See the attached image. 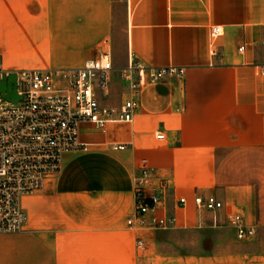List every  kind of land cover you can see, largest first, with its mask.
Masks as SVG:
<instances>
[{
	"label": "crops",
	"instance_id": "crops-1",
	"mask_svg": "<svg viewBox=\"0 0 264 264\" xmlns=\"http://www.w3.org/2000/svg\"><path fill=\"white\" fill-rule=\"evenodd\" d=\"M214 25L222 34L211 41ZM100 47L111 51L112 75L128 64L184 74L141 89L132 120L109 123L103 136L83 125L82 139L105 147L64 154L59 171L21 197L25 223L0 234V264H256L264 257L237 248L225 213L241 212L261 240L264 0H0L3 66L14 52L17 65L78 67ZM141 164L146 192L168 181L174 228L127 227ZM194 193L223 202L216 221L196 211Z\"/></svg>",
	"mask_w": 264,
	"mask_h": 264
},
{
	"label": "built area",
	"instance_id": "built-area-1",
	"mask_svg": "<svg viewBox=\"0 0 264 264\" xmlns=\"http://www.w3.org/2000/svg\"><path fill=\"white\" fill-rule=\"evenodd\" d=\"M222 34V28L210 29L211 41ZM240 45L238 50H243ZM214 50L211 55H215ZM114 66L109 48H98L82 65L70 68L6 69L0 62V234L20 231L25 212L20 201L23 195L40 190L48 175L59 171L64 154L85 152L90 143L81 137L83 125L89 124L101 133L112 122H130L138 106L141 89L156 84L167 76L181 77L184 67L131 65L118 69L124 83V99L117 107L103 102L107 97ZM258 74L264 76V65ZM14 75L13 81L9 76ZM13 84L18 100L8 98ZM158 131L156 137L163 138ZM115 151L128 147L124 143H109ZM150 167L141 164L134 181L132 212L127 227L142 230L168 229L177 224L174 213L167 212L168 181L161 180L150 192L144 189ZM197 212L207 211L213 221L224 204L215 195L194 193L191 197ZM187 204L185 196L176 198V208ZM226 223L239 241L250 240L255 226L235 210L225 213ZM138 250L145 247L136 237Z\"/></svg>",
	"mask_w": 264,
	"mask_h": 264
},
{
	"label": "rangeland",
	"instance_id": "rangeland-1",
	"mask_svg": "<svg viewBox=\"0 0 264 264\" xmlns=\"http://www.w3.org/2000/svg\"><path fill=\"white\" fill-rule=\"evenodd\" d=\"M3 56L8 59L7 63L4 65V68H6V69H21V68L42 67V66H23V65L14 64V60H15V57H16V53H14V52H10L9 54L7 52V54H5ZM0 62H1V58H0ZM116 70H117V73H114L112 75V77H111V84H110L108 95L103 100L104 103L109 104L112 107H117L121 103V101L124 99V90H125L124 89V83H123V81L121 80V78L119 76V71H118V69H116ZM120 123H122V122H120ZM96 131H98V130H96ZM98 133L100 134V137L103 136V134L101 132L98 131ZM101 140L102 139H98L95 142H89L90 145L88 147V150L85 151V152H78V153H86V152H89V151H92V150H95V149H98V148H101V147L102 148L105 147V146H103L104 144H102V143L99 144V142H101ZM137 176L138 175H136L134 177V180L137 178ZM166 205H167V203H166ZM167 212H169L168 211V206H167ZM257 239L258 238H257V236L255 234V236H253L251 238V240H248V241L247 240L246 241L236 240L237 241L236 245H238L237 248H241L243 250L244 249H257V250H259L258 252L261 253L262 256L264 257V231H262L261 240L257 241ZM252 242H255L256 244L252 245V246H249L248 244L252 243ZM227 245H229V244H227ZM255 261H256V264H264V258H259L258 257V258H256Z\"/></svg>",
	"mask_w": 264,
	"mask_h": 264
},
{
	"label": "water",
	"instance_id": "water-1",
	"mask_svg": "<svg viewBox=\"0 0 264 264\" xmlns=\"http://www.w3.org/2000/svg\"><path fill=\"white\" fill-rule=\"evenodd\" d=\"M14 78H15L14 75H10L8 79H9V81H13ZM10 85L13 86L12 83H10ZM7 97L10 98L11 101H16V100H18L19 97H18V95H16V93H15V88H14V86L11 87L10 92H9V94H8Z\"/></svg>",
	"mask_w": 264,
	"mask_h": 264
},
{
	"label": "bare ground",
	"instance_id": "bare-ground-1",
	"mask_svg": "<svg viewBox=\"0 0 264 264\" xmlns=\"http://www.w3.org/2000/svg\"><path fill=\"white\" fill-rule=\"evenodd\" d=\"M4 67V66H3Z\"/></svg>",
	"mask_w": 264,
	"mask_h": 264
}]
</instances>
